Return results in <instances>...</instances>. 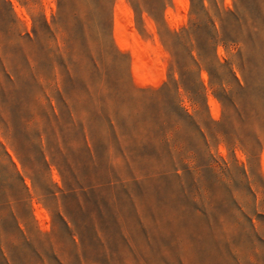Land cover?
<instances>
[{
	"label": "rangeland",
	"instance_id": "374dc122",
	"mask_svg": "<svg viewBox=\"0 0 264 264\" xmlns=\"http://www.w3.org/2000/svg\"><path fill=\"white\" fill-rule=\"evenodd\" d=\"M0 264H264V0H0Z\"/></svg>",
	"mask_w": 264,
	"mask_h": 264
},
{
	"label": "trees",
	"instance_id": "16d2710c",
	"mask_svg": "<svg viewBox=\"0 0 264 264\" xmlns=\"http://www.w3.org/2000/svg\"><path fill=\"white\" fill-rule=\"evenodd\" d=\"M221 82H220V84L222 83V80H220Z\"/></svg>",
	"mask_w": 264,
	"mask_h": 264
}]
</instances>
